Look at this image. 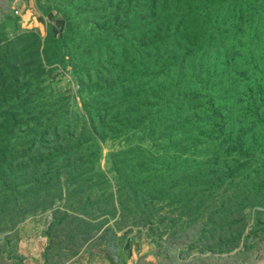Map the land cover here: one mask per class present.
Wrapping results in <instances>:
<instances>
[{"label": "rangeland", "instance_id": "obj_1", "mask_svg": "<svg viewBox=\"0 0 264 264\" xmlns=\"http://www.w3.org/2000/svg\"><path fill=\"white\" fill-rule=\"evenodd\" d=\"M33 6L0 16V264H251L264 0Z\"/></svg>", "mask_w": 264, "mask_h": 264}, {"label": "crops", "instance_id": "obj_2", "mask_svg": "<svg viewBox=\"0 0 264 264\" xmlns=\"http://www.w3.org/2000/svg\"><path fill=\"white\" fill-rule=\"evenodd\" d=\"M34 0H0V16L5 13L14 14L16 11L15 20L21 26L26 25L28 22L37 23L38 15L36 14L35 7L33 6ZM14 12V13H13ZM30 262L32 260L30 259ZM116 264H141L137 257L132 254L122 252ZM251 264H264V243L259 251L255 254Z\"/></svg>", "mask_w": 264, "mask_h": 264}, {"label": "built area", "instance_id": "obj_3", "mask_svg": "<svg viewBox=\"0 0 264 264\" xmlns=\"http://www.w3.org/2000/svg\"><path fill=\"white\" fill-rule=\"evenodd\" d=\"M15 13H17V11Z\"/></svg>", "mask_w": 264, "mask_h": 264}]
</instances>
